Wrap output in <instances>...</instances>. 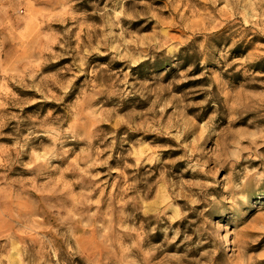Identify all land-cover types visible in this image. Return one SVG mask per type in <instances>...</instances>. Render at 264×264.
Segmentation results:
<instances>
[{
  "label": "rangeland",
  "instance_id": "1",
  "mask_svg": "<svg viewBox=\"0 0 264 264\" xmlns=\"http://www.w3.org/2000/svg\"><path fill=\"white\" fill-rule=\"evenodd\" d=\"M0 264H264V0H0Z\"/></svg>",
  "mask_w": 264,
  "mask_h": 264
}]
</instances>
